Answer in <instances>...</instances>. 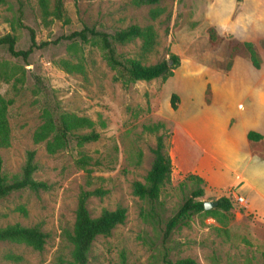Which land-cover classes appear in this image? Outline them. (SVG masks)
Instances as JSON below:
<instances>
[{"label": "rangeland", "instance_id": "obj_1", "mask_svg": "<svg viewBox=\"0 0 264 264\" xmlns=\"http://www.w3.org/2000/svg\"><path fill=\"white\" fill-rule=\"evenodd\" d=\"M125 1L62 0L64 16L56 19L43 16L39 0H22L21 13L19 0H0V36L12 33L16 48L25 49L30 43L29 27L37 43L49 42L34 49L26 60L0 47V95L12 101L6 114L9 144H0L2 174L9 182L20 178L28 152L33 151L32 177L47 185L37 191H13L0 199V227L38 226L47 235L42 250L0 241V264H72L69 235L78 198L82 191L95 189L105 192L87 199L91 216L124 207L126 218L110 235L93 240L87 264H166L165 256L192 258L197 264H264V218L238 203L233 190L206 191L194 198L216 201L226 197L231 207L225 210L215 205L190 212L164 237L168 220L192 191L205 185L189 177L200 151L183 126L193 129L199 123V110L209 103L213 84L221 83L222 75L229 73V40L236 39L232 32L242 36L248 23V30L257 32L255 19L245 22L240 17L247 10L257 11L258 3L247 0L241 6L237 1L229 13V0H161L139 6ZM55 3L48 0L49 9ZM152 10L158 11L156 18L150 16ZM132 24L151 26L154 44L145 50L140 38L123 44L114 41L119 57L150 65L171 61V55H176L172 75L150 81L116 80L120 72L106 64L98 39L53 42L83 25L113 34ZM210 27L222 38L214 45L208 38ZM260 44L264 58V39ZM62 61L76 67L68 71ZM171 93L178 95L176 109L170 106ZM65 114L90 118L99 137L80 143L75 135L90 129L74 130L67 134L63 148L49 154L45 141H33V132L45 115L58 128ZM159 135L171 158V180L161 187L158 199L150 201L135 195L132 184L145 182ZM82 156L90 164H77ZM207 210H214L221 221Z\"/></svg>", "mask_w": 264, "mask_h": 264}, {"label": "trees", "instance_id": "obj_2", "mask_svg": "<svg viewBox=\"0 0 264 264\" xmlns=\"http://www.w3.org/2000/svg\"><path fill=\"white\" fill-rule=\"evenodd\" d=\"M160 1L161 0H126L125 2L127 5L139 6L144 4H156ZM19 4V12L21 13V6L23 4L22 0H19ZM39 5L44 17L53 16L56 19H62L64 16L62 0H56L53 9H49L48 0H39ZM158 14L157 10H152L150 12L152 18H156ZM19 24L21 23L19 22ZM27 28L30 37V43L27 48L17 49L16 37L10 32L0 36V47H5L9 55L26 60L34 49L42 48L49 43L48 41L37 43L34 30L29 27ZM208 35L211 45L222 40L221 37H218L213 27L208 29ZM92 38L98 39L101 43V46L104 49V59L106 64L113 70H119L120 75L114 77L116 80L118 78H124L127 82H133L137 80L150 81L158 77L165 79L172 75L173 67L178 63V57L176 55H171L172 64L170 65L167 60L145 65L134 58L121 59L119 57L120 55L117 54L113 45L114 41L123 44L134 38H140L145 50L152 48L155 41V34L151 26L141 27L137 24H132L110 34L98 30L93 26L83 25L81 29L62 35L53 42L58 43L61 40H68L72 43L77 41L85 43ZM237 54L247 57L255 68L261 66V55L252 42L236 39H233L232 41L229 40V63L227 67L230 68L232 60ZM62 64L66 66L68 71L76 67V65H70L67 61H62ZM177 100L178 95L176 93H171L169 102L172 109L177 108ZM11 102V100H6L0 95V144L3 146L9 144L10 128L6 114L7 108ZM59 121V127L55 128L53 119L49 115H45L44 122L33 132L32 135V139L35 143L45 141V148L49 154H53L63 148L67 142V134L74 130L85 127L90 129L86 133H77L75 135L80 143L94 141L99 137V133L93 129L94 122L86 116L65 114L61 115ZM248 138L258 140L261 138V135L250 131L248 133ZM153 154L154 158L151 167L145 176V182L135 180L132 184L133 193L135 195H138L141 198H147L150 201H156L161 187L169 183L171 180V158L165 151V145L161 135L156 138V145L153 149ZM33 158L34 152L29 151L21 177L9 182L2 174V158L0 156V199L13 191L24 188H29L34 191L47 188L45 182L35 180L32 177V173L35 170ZM77 164L84 167L90 164V161L88 157L82 156L77 160ZM189 177L196 180L198 183L203 182V179L197 175L191 174ZM104 192L105 191L101 189H95L93 191H82L79 195L73 230L69 235L70 241L73 245L72 264H87L88 252L93 240L98 235H110L112 229L116 225L123 223L126 218V209L124 207H117L114 210L104 209L95 217L90 215L86 206L87 199L92 195H101ZM203 194V188H197L192 191L191 196L185 200L174 216L168 220L164 231L165 238L170 235L172 229L190 212L204 210L205 201L194 199ZM216 202V208L220 207L228 210L231 207V202L226 197H220ZM206 212L210 213L213 218H217L218 221H221L214 210H207ZM46 236V233H44L38 226H23L19 223H15L0 227V241L24 243L34 250L43 249L46 243ZM122 260H124V255H122ZM164 262L166 264H197L192 258H179L172 260L167 256L164 257Z\"/></svg>", "mask_w": 264, "mask_h": 264}, {"label": "crops", "instance_id": "obj_3", "mask_svg": "<svg viewBox=\"0 0 264 264\" xmlns=\"http://www.w3.org/2000/svg\"><path fill=\"white\" fill-rule=\"evenodd\" d=\"M237 1L229 0V13ZM246 1L240 0L241 6ZM252 1L259 9L247 10L240 18L245 22L251 17L256 20L257 36L248 30L249 23L242 36L231 32L237 40L256 46L261 66L255 68L247 57L235 55L229 73L222 75L221 83L213 84L209 103L200 108L199 123L193 129L184 124L183 130L200 151L191 168L203 179L204 192H238L243 204L264 218V58L260 46L264 39V0ZM250 131L261 138L249 139ZM244 190L245 195L241 193Z\"/></svg>", "mask_w": 264, "mask_h": 264}, {"label": "water", "instance_id": "obj_4", "mask_svg": "<svg viewBox=\"0 0 264 264\" xmlns=\"http://www.w3.org/2000/svg\"><path fill=\"white\" fill-rule=\"evenodd\" d=\"M171 61H168V64L170 65ZM217 205L216 201H205L204 202V209H210L213 206Z\"/></svg>", "mask_w": 264, "mask_h": 264}, {"label": "built area", "instance_id": "obj_5", "mask_svg": "<svg viewBox=\"0 0 264 264\" xmlns=\"http://www.w3.org/2000/svg\"><path fill=\"white\" fill-rule=\"evenodd\" d=\"M233 197L235 198V200L238 202V203H244V198L240 195H237L236 193H233Z\"/></svg>", "mask_w": 264, "mask_h": 264}]
</instances>
